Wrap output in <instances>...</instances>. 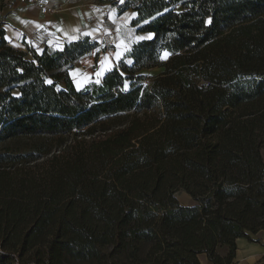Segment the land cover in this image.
<instances>
[{
	"label": "trees",
	"instance_id": "16d2710c",
	"mask_svg": "<svg viewBox=\"0 0 264 264\" xmlns=\"http://www.w3.org/2000/svg\"><path fill=\"white\" fill-rule=\"evenodd\" d=\"M97 1L152 38L76 90L99 44L16 49L0 0V264H230L264 229V70L233 35L264 0Z\"/></svg>",
	"mask_w": 264,
	"mask_h": 264
},
{
	"label": "crops",
	"instance_id": "0c3cea01",
	"mask_svg": "<svg viewBox=\"0 0 264 264\" xmlns=\"http://www.w3.org/2000/svg\"><path fill=\"white\" fill-rule=\"evenodd\" d=\"M4 2L1 11L3 36L16 49L25 51L30 47L38 53L46 49L61 50L66 42L83 38L99 44L98 49H92L69 69L76 90L102 78L107 72L97 75L102 68L111 70L130 52L128 49L131 50L139 37L149 35L139 33L131 24L135 11L130 8L120 11L117 6L97 0H44L48 6L59 8L53 12L43 11L37 4H22L19 0ZM127 61L132 60L128 58ZM183 199L180 203L183 206L192 200L186 192ZM250 237L251 240L245 237L235 240L236 248L230 264H264V229L250 233ZM203 257L202 264H212L205 255Z\"/></svg>",
	"mask_w": 264,
	"mask_h": 264
},
{
	"label": "rangeland",
	"instance_id": "374dc122",
	"mask_svg": "<svg viewBox=\"0 0 264 264\" xmlns=\"http://www.w3.org/2000/svg\"><path fill=\"white\" fill-rule=\"evenodd\" d=\"M233 35L236 37V43L234 46L235 57L240 65L249 72L264 70V18L257 19L250 24L238 26L234 30ZM158 71L159 69H150V71L146 72L148 74H154ZM28 143L27 140L20 139L10 141L9 143L7 142L5 145L16 150H23L29 146ZM1 148H3L2 145H0V149ZM260 152L264 159V148H261ZM184 192L185 191L183 190H177L175 192V196L180 203H183L184 201ZM222 251L223 249L220 250L221 253ZM203 256L204 254H201L198 258L203 260Z\"/></svg>",
	"mask_w": 264,
	"mask_h": 264
},
{
	"label": "built area",
	"instance_id": "2783aa9c",
	"mask_svg": "<svg viewBox=\"0 0 264 264\" xmlns=\"http://www.w3.org/2000/svg\"><path fill=\"white\" fill-rule=\"evenodd\" d=\"M19 2L22 4H30V3L37 4L42 8L43 11H46V12H53L59 9V8H55L52 6H48L46 2H44V0H19Z\"/></svg>",
	"mask_w": 264,
	"mask_h": 264
},
{
	"label": "snow or ice",
	"instance_id": "6c2138e0",
	"mask_svg": "<svg viewBox=\"0 0 264 264\" xmlns=\"http://www.w3.org/2000/svg\"><path fill=\"white\" fill-rule=\"evenodd\" d=\"M132 15H135L134 13ZM152 38V34H149L147 37H139L138 39H151ZM130 51V49H128ZM117 55L119 56L120 53H117ZM167 55V54H165ZM103 63V61L101 62ZM110 69L107 68H102V71L100 73H97V75H101L104 71H109ZM97 83H99V80L96 81ZM49 83H51V81H49Z\"/></svg>",
	"mask_w": 264,
	"mask_h": 264
}]
</instances>
